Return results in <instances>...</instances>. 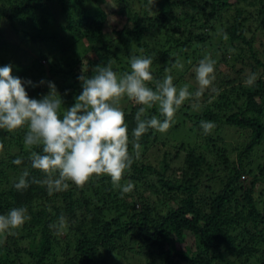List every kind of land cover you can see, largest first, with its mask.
<instances>
[{
  "label": "trees",
  "instance_id": "obj_1",
  "mask_svg": "<svg viewBox=\"0 0 264 264\" xmlns=\"http://www.w3.org/2000/svg\"><path fill=\"white\" fill-rule=\"evenodd\" d=\"M83 2L0 0V26L6 22L8 34L41 47L30 66L17 62L16 77L53 82L62 107L70 108L82 92L78 77H91L98 65L111 64L122 74L130 57L143 51L141 57L153 61L154 81L170 69L177 89L187 84L194 93V69L210 55L219 92L206 90L199 112L190 114L195 122L189 141L176 147L167 142L171 132L152 129L140 138L139 158L120 182L134 188L123 195L108 176H94L82 188L69 182L67 191L52 195L35 183L16 190L13 184L25 169L29 180L44 178L29 160L30 151L42 148L25 146L27 127L11 133L0 129V215L25 207L31 216L14 235L0 236V264H264V187L256 197L264 186V0H142L157 16L135 13L125 26L130 7L87 15ZM115 2L131 5L130 0ZM53 7H60L64 18L61 33L50 27ZM155 30L160 31L156 43H141ZM122 34L132 41L124 47L136 43L126 62L114 44ZM6 36L0 30V51L15 46ZM44 45H50L48 52ZM177 60L182 70L173 67ZM251 73L257 80L249 87L244 81ZM148 86L155 89L154 82ZM48 92L45 83L31 93L40 100ZM126 100L122 111L132 153L134 117L142 105ZM147 115L164 119L158 105ZM201 120L215 124L207 135ZM228 143L234 145L228 148ZM16 158L22 159L20 165L12 163ZM246 176L253 178L249 182ZM61 215L67 226L58 235L50 225Z\"/></svg>",
  "mask_w": 264,
  "mask_h": 264
},
{
  "label": "clouds",
  "instance_id": "obj_2",
  "mask_svg": "<svg viewBox=\"0 0 264 264\" xmlns=\"http://www.w3.org/2000/svg\"><path fill=\"white\" fill-rule=\"evenodd\" d=\"M223 39L227 40L226 33ZM153 61L150 57H130V72L122 74L113 70L111 64L98 65L94 74L78 77L82 92L75 98V103L61 113L63 100L53 82L41 80L34 84L31 80H22L12 75V66L0 67V129L14 132L27 127L24 137L25 146L42 148L41 152L30 151L29 160L33 169L44 174L43 179L30 177L25 169L16 190H26L30 183L46 186L49 195L67 191L70 183L82 188L92 178L108 176L115 189L121 195L133 190L129 182L122 185L126 171H130L135 159L139 158L140 138L150 129L166 133L172 126L178 109L186 100H193L192 107L199 110L201 97L206 90L219 92L213 86L215 81L216 61L210 55L201 59L195 67L197 90L189 91L186 84L177 89L173 83L170 69H165L162 80L153 79ZM174 68L183 69L179 60ZM257 80V74H249L244 83L251 87ZM155 84V89L149 83ZM47 83L49 92L42 99L29 98L25 85L37 87ZM142 105L135 114L136 126L132 130L133 152L129 151V130L125 122V113L119 107L123 98ZM158 105L163 120L156 116L149 117L147 112ZM200 128L205 135L209 134L215 124L211 121H200ZM4 144L0 143V152ZM15 165L22 163L21 158L12 161ZM31 216L25 207L11 209L6 215H0V236L14 235ZM67 226L66 218L61 215L56 225H50L61 234Z\"/></svg>",
  "mask_w": 264,
  "mask_h": 264
},
{
  "label": "rangeland",
  "instance_id": "obj_3",
  "mask_svg": "<svg viewBox=\"0 0 264 264\" xmlns=\"http://www.w3.org/2000/svg\"><path fill=\"white\" fill-rule=\"evenodd\" d=\"M140 2H142V0H130L131 5H127L125 3L122 4H116L115 0H84L83 2V8L85 10V14L87 15H93L94 13H96L97 11H105V12H114V11H118L120 8H128L129 9L125 10L126 12V18L123 20L122 26H125L126 23L128 22L129 18L132 19L133 15L139 14V15H143V12L148 11V15L149 16H157L156 10L155 8L153 9V11L151 10H147L148 8L146 6H143ZM70 8L73 9L72 4L70 5ZM70 10V9H69ZM64 22V18L61 15V9L60 7H53V18L51 19L50 22V27L52 28V31L54 29H57V31L61 30V23ZM144 24L147 26L150 21L147 18H144L143 20ZM6 22H4L1 26H0V30H5V34L7 33V38L9 39V42L13 45L15 44V46L10 47L13 49H7V50H1L0 51V67L5 66V65H9L11 63L12 66V75L14 77L17 76V62L21 63V66L25 67V66H30L31 62L33 59L35 58H39L40 56V49L41 47L39 46L40 44L38 43H33L32 41H30L29 39H20L16 36H13L9 33V29L6 26ZM251 26V25H250ZM8 29V30H7ZM27 29V28H26ZM4 32V31H3ZM61 33V31H60ZM160 34V31L155 30L149 33H146L145 38L143 39V41L141 43H146V40H151L149 41V44H153V42L156 43V38H158ZM156 37V38H155ZM147 38V39H146ZM111 39V38H110ZM127 42H132L131 40L128 39V36L125 34H122L121 37L114 43L120 51H118V56L120 57V59L122 60V62H126L128 61V56H127V52H131L133 50V48L136 46V43H133L131 45V47H124V43ZM18 47L20 48L18 50ZM156 47H160V43L157 44V46L155 45L153 48ZM44 51L48 52L50 49V45H47L43 47ZM131 48V49H130ZM162 48V47H161ZM130 49V50H129ZM129 50V51H127ZM140 56L143 55V51H139ZM43 63H46V61H42ZM16 64V65H14ZM121 66H123L120 63ZM30 69V68H28ZM125 71H129L130 72V65L128 64V66H126ZM29 72V71H27ZM122 73L124 71H121ZM31 73V72H30ZM36 75H25L24 78H21L22 80H31L34 84H38V81L35 79ZM38 87V86H37ZM26 91L28 92L29 98H34L39 100L38 97L34 96V93L32 94V90L36 87H30L28 85H25ZM127 97L123 98L120 102L119 107L121 108V110H123L125 108V106L127 105ZM191 103L188 102H184V104L180 107V109H178L176 116L174 118V122L171 126V128L167 131V132H171L169 134H171L169 141H167L170 145H174L176 147L180 146L182 141H189L190 134L191 132H189V128H191L194 125V120L192 117H190V114H193L194 116L196 115L197 112H199V110H196L192 107V109H190ZM64 109H68V106L65 107H61V113H63ZM188 113V115L186 114ZM176 126H179L177 128H174ZM166 132V133H167ZM228 142L231 141V139L227 140ZM234 145V143H228V148H231V146ZM262 158L258 157V160H261ZM263 162V161H262ZM253 176H250V178H248L246 176V178L244 177V179L246 180H250L252 179ZM250 182V181H249ZM264 184V182H263ZM264 186L259 187L258 191L256 192V197H258L260 195V191L261 188H263ZM137 209H139V207L137 206ZM189 241H192L190 236H187ZM2 239H4V237H2Z\"/></svg>",
  "mask_w": 264,
  "mask_h": 264
}]
</instances>
